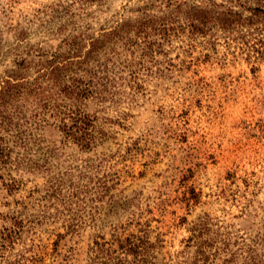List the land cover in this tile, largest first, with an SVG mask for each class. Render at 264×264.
I'll use <instances>...</instances> for the list:
<instances>
[{
	"label": "rangeland",
	"instance_id": "1",
	"mask_svg": "<svg viewBox=\"0 0 264 264\" xmlns=\"http://www.w3.org/2000/svg\"><path fill=\"white\" fill-rule=\"evenodd\" d=\"M144 4L0 0V76L15 52H84ZM151 39L108 56L105 100L85 105L95 145L46 126L0 167V264H93L95 241L146 222L172 263L203 248L200 264H264V28L175 22Z\"/></svg>",
	"mask_w": 264,
	"mask_h": 264
},
{
	"label": "trees",
	"instance_id": "2",
	"mask_svg": "<svg viewBox=\"0 0 264 264\" xmlns=\"http://www.w3.org/2000/svg\"><path fill=\"white\" fill-rule=\"evenodd\" d=\"M152 7H158L159 13L150 12ZM175 22L200 31L219 27L227 32H260L264 28V0H145L139 16L123 20L101 38L89 40V49L84 52L81 39H63L54 50L15 52L13 67L0 76V167L19 162L23 156L20 150L29 152L30 144L36 145L46 126L56 127L64 140L82 148L95 145L94 118L85 111V105L89 100H105L112 82L108 71L115 65L108 56L120 46L126 50L134 45L142 50L149 47L155 30L169 31ZM139 225L138 233L124 238L116 233L110 241H95L93 264L204 261L206 251L199 248L191 261L172 263L162 257V240L149 239V224Z\"/></svg>",
	"mask_w": 264,
	"mask_h": 264
}]
</instances>
